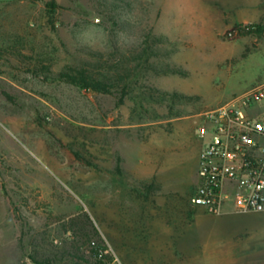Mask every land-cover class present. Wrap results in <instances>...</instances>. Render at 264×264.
<instances>
[{
  "label": "rangeland",
  "instance_id": "1",
  "mask_svg": "<svg viewBox=\"0 0 264 264\" xmlns=\"http://www.w3.org/2000/svg\"><path fill=\"white\" fill-rule=\"evenodd\" d=\"M230 5L0 0V264H101L96 246L122 264H248L264 250V211L225 208L217 241L191 228L198 123L264 82V32L228 38L243 12ZM75 69L111 92L61 78Z\"/></svg>",
  "mask_w": 264,
  "mask_h": 264
},
{
  "label": "built area",
  "instance_id": "2",
  "mask_svg": "<svg viewBox=\"0 0 264 264\" xmlns=\"http://www.w3.org/2000/svg\"><path fill=\"white\" fill-rule=\"evenodd\" d=\"M255 28V27H253ZM245 25L227 33L241 36ZM264 103V82L230 102L205 112L198 123L203 140L198 183L190 202L211 214H221L227 205L239 213L264 211V117L249 113ZM105 256L110 250L101 251ZM107 264H122L114 256Z\"/></svg>",
  "mask_w": 264,
  "mask_h": 264
},
{
  "label": "crops",
  "instance_id": "3",
  "mask_svg": "<svg viewBox=\"0 0 264 264\" xmlns=\"http://www.w3.org/2000/svg\"><path fill=\"white\" fill-rule=\"evenodd\" d=\"M228 1L231 3V8L232 9H240L242 10L243 12L241 14H236L234 15L233 13V18L231 19V21H229L230 24H233V25H243V24H262L264 25V19L261 18L262 16V13L261 11L259 10L260 7H262V4L261 2L260 3H257L256 0H225V2ZM227 5V4H226ZM251 89V88H249ZM249 89L245 90L248 91ZM244 93V92H243ZM256 106V105H255ZM255 106L249 110V113L251 115H253V112H257V110H255ZM255 116V115H253ZM256 117V116H255ZM173 140V139H171ZM176 140V139H175ZM172 142V141H171ZM176 144V143H175ZM202 148H203V145L202 147L200 148L199 152L197 153V157H196V162H197V168H196V177H197V180H196V184L198 183V166H199V157H200V153L202 151ZM175 148H171V151L167 153V159L168 161L171 160V154L173 153ZM169 168H170V164L167 166V168L165 169V172L163 171V173H166L169 171ZM167 179L171 180L170 178L166 177ZM155 184H158V183H155ZM191 199V197H190ZM189 204H190V207L192 210H195V211H199L198 213L193 214V222L191 225V228H193L194 230V233H197L199 234L200 238L201 239H215L216 241L219 239V237L222 235V219H224V217L226 215H224V213H221V214H211V213H208L205 209L201 208V207H193L191 205V202L189 201ZM227 207H231L232 208V211L233 213H238V214H243V213H239V212H236L234 210V208L230 205H227L225 208ZM205 213H208L205 215ZM232 213V212H230ZM152 214H153V211H152ZM191 232V231H190ZM234 235H237V233H235ZM233 235V236H234ZM217 254H220L222 255L221 257L223 258V253H217ZM247 260L249 261L248 264H264V250H262V248L260 247H254V249H250L248 250L247 254ZM245 254H239V262L240 261H243L245 260L246 258ZM244 264V263H242Z\"/></svg>",
  "mask_w": 264,
  "mask_h": 264
},
{
  "label": "trees",
  "instance_id": "4",
  "mask_svg": "<svg viewBox=\"0 0 264 264\" xmlns=\"http://www.w3.org/2000/svg\"><path fill=\"white\" fill-rule=\"evenodd\" d=\"M53 9H57L58 5L55 1L50 3ZM237 26H242L237 25ZM255 27V28H253ZM264 32V27L261 24H246L245 30L241 33V36L255 35L260 36ZM61 78L66 82L75 86L81 87L87 91H94L97 93L109 94L112 90V85L106 79H98L93 75L89 74L85 70H71L61 74ZM107 248L102 246L93 247V256L101 264H107L104 260L108 259L109 256H105L101 251H105Z\"/></svg>",
  "mask_w": 264,
  "mask_h": 264
}]
</instances>
